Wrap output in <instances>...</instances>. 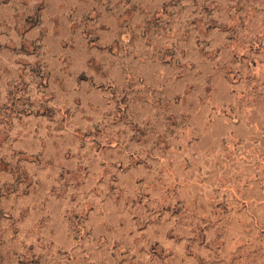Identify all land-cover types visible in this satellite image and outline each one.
<instances>
[{
    "label": "rangeland",
    "instance_id": "rangeland-1",
    "mask_svg": "<svg viewBox=\"0 0 264 264\" xmlns=\"http://www.w3.org/2000/svg\"><path fill=\"white\" fill-rule=\"evenodd\" d=\"M0 264H264V0H0Z\"/></svg>",
    "mask_w": 264,
    "mask_h": 264
}]
</instances>
